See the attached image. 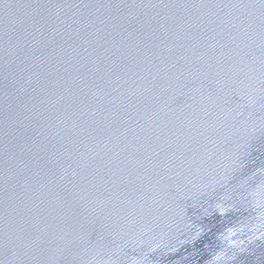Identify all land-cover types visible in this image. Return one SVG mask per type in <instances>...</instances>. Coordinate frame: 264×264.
I'll list each match as a JSON object with an SVG mask.
<instances>
[{
    "label": "water",
    "instance_id": "obj_1",
    "mask_svg": "<svg viewBox=\"0 0 264 264\" xmlns=\"http://www.w3.org/2000/svg\"><path fill=\"white\" fill-rule=\"evenodd\" d=\"M264 0H0V264H264Z\"/></svg>",
    "mask_w": 264,
    "mask_h": 264
},
{
    "label": "clouds",
    "instance_id": "obj_2",
    "mask_svg": "<svg viewBox=\"0 0 264 264\" xmlns=\"http://www.w3.org/2000/svg\"><path fill=\"white\" fill-rule=\"evenodd\" d=\"M247 235L249 239H260L264 235V220L253 225L229 227L223 235V240L227 248H239L244 244L241 236ZM212 264H227V252H221L211 257Z\"/></svg>",
    "mask_w": 264,
    "mask_h": 264
}]
</instances>
